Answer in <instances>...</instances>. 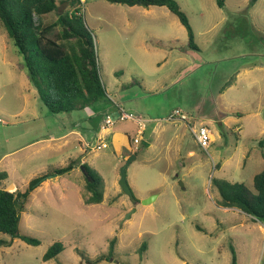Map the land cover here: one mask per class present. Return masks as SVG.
<instances>
[{
	"label": "rangeland",
	"instance_id": "obj_1",
	"mask_svg": "<svg viewBox=\"0 0 264 264\" xmlns=\"http://www.w3.org/2000/svg\"><path fill=\"white\" fill-rule=\"evenodd\" d=\"M57 1L65 13L69 1ZM81 1L106 97L80 111L48 110L0 23V173L8 175L0 189L25 192L47 175L19 226L40 245L15 239L0 248V264H231L233 249L238 264H264V222L222 207L212 183L252 187L264 169V0H226L224 8L176 0L197 50L166 7ZM121 109L134 118L122 119ZM175 110L189 121L169 120ZM107 116L114 124L104 140L81 144L73 130L98 132ZM201 124L212 132L208 149L189 128ZM132 156L127 179L137 205L120 187ZM71 161L73 171L50 177ZM84 164L104 181L100 204L85 202ZM0 240L11 237L0 233ZM56 242L63 252L43 261Z\"/></svg>",
	"mask_w": 264,
	"mask_h": 264
},
{
	"label": "trees",
	"instance_id": "obj_2",
	"mask_svg": "<svg viewBox=\"0 0 264 264\" xmlns=\"http://www.w3.org/2000/svg\"><path fill=\"white\" fill-rule=\"evenodd\" d=\"M65 1H69L70 6L65 13H61L57 0H0V23L23 56L39 99L52 114L80 111L106 97L93 38L83 22L82 1L64 0L61 4ZM107 1L132 7L168 8L188 31L190 47L198 49L189 18L176 0ZM256 1L252 0L253 3ZM216 3L224 8L226 0H216ZM52 14L56 16L55 20L46 23L45 18ZM74 169L75 162L71 161L52 173L59 176ZM83 169L87 173L86 190L89 194L86 204L102 203L104 181L89 165L84 164ZM45 176L32 179L25 192L12 193L0 189V233L11 237V241L0 240V248L11 246L15 239L33 246L40 245V240L22 235L19 226L31 192ZM6 178V172L0 173V181ZM212 183L219 191L222 207L239 209L254 220L264 222V169L255 175L252 187L226 180L214 179ZM146 249V244H143L141 251L145 252ZM63 250V243H54L44 254L43 261L58 257ZM233 254L231 264H238L234 249Z\"/></svg>",
	"mask_w": 264,
	"mask_h": 264
},
{
	"label": "built area",
	"instance_id": "obj_3",
	"mask_svg": "<svg viewBox=\"0 0 264 264\" xmlns=\"http://www.w3.org/2000/svg\"><path fill=\"white\" fill-rule=\"evenodd\" d=\"M121 118L122 119H133L134 117L132 114L126 113L123 109H121ZM169 120L171 121H182V122H188L189 117L183 113L181 110H175L173 113L170 115ZM139 121V119H138ZM0 123L2 121L0 120ZM114 122L112 121L110 116H107L104 120V124L101 128L102 131H105L107 128L113 126ZM191 133L194 135L197 144L202 147L203 149H208L209 146L213 142L212 138V132L210 128L206 125H198V129H196L193 125H189ZM98 142H102L104 140L103 136H98L97 137ZM137 142V140H136ZM104 145L102 146L101 144L97 145L98 149H102Z\"/></svg>",
	"mask_w": 264,
	"mask_h": 264
},
{
	"label": "water",
	"instance_id": "obj_4",
	"mask_svg": "<svg viewBox=\"0 0 264 264\" xmlns=\"http://www.w3.org/2000/svg\"><path fill=\"white\" fill-rule=\"evenodd\" d=\"M60 12H61V8H60ZM85 44L88 45L87 40H85ZM144 145L149 146V144L146 143V142H144ZM135 159H136V156H132L131 158H129L127 160L126 164L122 167V169H121V178H120V187L122 189V192L125 195H127L132 200L133 204L134 205H137L138 204V200H136V198L134 197V194L132 192V189L130 188V185H129L128 179H127V170H128V167L130 166V164ZM84 172H85V174H87L86 171H85V169H84ZM55 176H57V175L54 174V175H51L50 177H55ZM180 185H181V187H183L184 186L183 185V182H180ZM155 199H156V196H151L150 198H147V199L143 200V204L144 205L151 204V203H153L155 201ZM134 212H136V208L132 209L128 213L126 219L131 218Z\"/></svg>",
	"mask_w": 264,
	"mask_h": 264
},
{
	"label": "crops",
	"instance_id": "obj_5",
	"mask_svg": "<svg viewBox=\"0 0 264 264\" xmlns=\"http://www.w3.org/2000/svg\"><path fill=\"white\" fill-rule=\"evenodd\" d=\"M238 74H239L238 76H240L241 75V71ZM102 126H103V124H102ZM102 126H101V128H102ZM101 128L99 129L100 132L99 131L98 132L97 131H93L91 129H83V130H80V131L73 130V132H75L80 137L81 140H79V142L81 144L83 142H85V144H86V142L90 143L95 137H98V136H103L105 138L106 131H102ZM123 141L124 142L128 141V138L127 137L124 138ZM7 177H8V175H7Z\"/></svg>",
	"mask_w": 264,
	"mask_h": 264
}]
</instances>
